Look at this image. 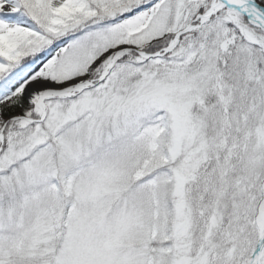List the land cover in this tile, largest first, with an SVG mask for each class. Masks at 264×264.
<instances>
[{
  "label": "snow or ice",
  "instance_id": "6c2138e0",
  "mask_svg": "<svg viewBox=\"0 0 264 264\" xmlns=\"http://www.w3.org/2000/svg\"><path fill=\"white\" fill-rule=\"evenodd\" d=\"M0 264H264V0H0Z\"/></svg>",
  "mask_w": 264,
  "mask_h": 264
}]
</instances>
